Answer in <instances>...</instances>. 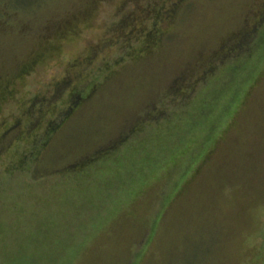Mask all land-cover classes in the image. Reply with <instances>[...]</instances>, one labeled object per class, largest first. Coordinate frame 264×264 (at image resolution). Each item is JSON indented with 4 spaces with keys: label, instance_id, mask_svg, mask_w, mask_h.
I'll list each match as a JSON object with an SVG mask.
<instances>
[{
    "label": "rangeland",
    "instance_id": "374dc122",
    "mask_svg": "<svg viewBox=\"0 0 264 264\" xmlns=\"http://www.w3.org/2000/svg\"><path fill=\"white\" fill-rule=\"evenodd\" d=\"M0 264H264V0H0Z\"/></svg>",
    "mask_w": 264,
    "mask_h": 264
}]
</instances>
